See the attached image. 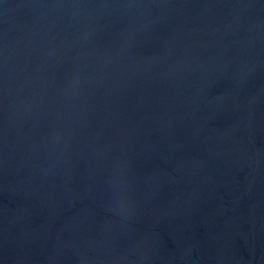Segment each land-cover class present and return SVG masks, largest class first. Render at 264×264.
<instances>
[{
	"label": "water",
	"instance_id": "1",
	"mask_svg": "<svg viewBox=\"0 0 264 264\" xmlns=\"http://www.w3.org/2000/svg\"><path fill=\"white\" fill-rule=\"evenodd\" d=\"M0 264H264V0H0Z\"/></svg>",
	"mask_w": 264,
	"mask_h": 264
}]
</instances>
